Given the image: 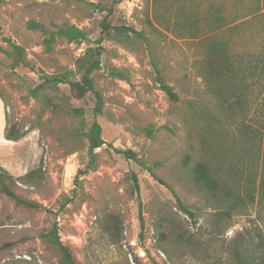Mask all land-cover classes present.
<instances>
[{
    "label": "rangeland",
    "instance_id": "374dc122",
    "mask_svg": "<svg viewBox=\"0 0 264 264\" xmlns=\"http://www.w3.org/2000/svg\"><path fill=\"white\" fill-rule=\"evenodd\" d=\"M113 1L0 0V168L16 178L33 171V183L18 182L15 190L49 208L16 205L0 193V264L13 259L57 264L41 237L54 224L80 264H234L236 246L252 254L251 264H264V200L257 194L253 203L221 214L215 200L190 177V167L204 155L217 166L229 167L232 135L242 122L259 128L264 118V82L256 76L247 106L232 114L197 67L202 54L198 39L157 23L156 0H122L109 16L112 24L141 30L146 39L112 36L102 42L101 68L94 73L105 101L101 114L93 112V94L77 99L67 83L31 95L43 73L72 70V77H79L76 61L96 45L100 21L108 13L95 4L109 6ZM169 1L173 10L184 4L188 12L201 13L215 0L162 2ZM225 3L232 19L245 13L249 0ZM32 19L51 30L53 23L75 24L89 38L80 44L57 38L47 51L43 40L48 34L28 28ZM254 21L235 34L236 56L248 60L263 38ZM5 38L25 48L35 70L10 66L2 49L8 48ZM151 50L179 93L178 102L156 86ZM94 120L103 128L105 144L97 149L95 167L80 173L90 160L84 132ZM14 123L26 131L18 141L5 138ZM149 126L155 130L152 137L145 131ZM260 144L262 166L264 139ZM117 149L135 152L170 186ZM132 172L139 178L138 194L132 189ZM174 191L193 217L178 207Z\"/></svg>",
    "mask_w": 264,
    "mask_h": 264
},
{
    "label": "trees",
    "instance_id": "16d2710c",
    "mask_svg": "<svg viewBox=\"0 0 264 264\" xmlns=\"http://www.w3.org/2000/svg\"><path fill=\"white\" fill-rule=\"evenodd\" d=\"M121 1L114 0L109 6L101 3L95 4L100 11L108 10V13L100 21L101 33L96 40V45L88 46L84 54L78 57L76 61L79 77H72L74 75L72 70H64L54 74L43 73L42 81L31 92L33 97H37L38 93L45 88H55L61 83H67L70 86L72 96L77 99L93 94L96 100L93 108L94 114L99 115L103 112L105 101L102 93L96 88L94 79V73L101 68L104 50L102 42L112 36L129 37L130 35H136L140 38L146 37L141 30H136L134 27L125 24L114 25L109 21L114 6ZM162 1L156 0L157 6L154 8L155 21L165 28H170V25H173V27L183 31L184 35H191L198 39V46L202 54L198 59L197 67L210 90L232 114L247 106L251 88L255 82L253 80L257 76L264 82V0H249L245 13L232 19H228L225 0H215L210 6L204 8L201 13L188 12L184 4L173 10L171 1L169 3ZM236 2L243 3L244 0H234V3ZM251 18L257 20L254 21ZM253 21L259 23L260 28L258 31L262 33L263 38L257 52H252L253 56H250L252 59L248 60L243 54H241V57L236 56L234 48L236 43L235 34H238L247 25H251ZM27 25L32 30H39L44 34H48L43 40L47 51L53 49V44L57 38H65L68 42L77 44L89 38V34L85 29L68 22L53 23L55 27L53 30L46 28L42 22L33 19L29 20ZM1 34L2 26L0 25ZM5 41L8 48L2 49L8 56L12 68L22 65L32 70L36 69L34 62L28 58L23 46L11 38H5ZM150 57L156 86L165 92L171 101L178 102L180 100L179 93L169 83L155 50H151ZM118 73L120 77H125L123 72L118 71ZM260 123L258 128L245 121L237 128L236 133L232 135L233 144L230 147L231 152L228 157L231 164L227 169L223 165H215L210 160L211 157L206 155L190 167L191 179L202 191L215 200L223 211L221 214L229 215L235 209L244 207L247 203H253L257 194L260 199L264 200V153L262 166L260 164L263 150L260 143L264 139V118ZM145 131L149 137H152L155 132L153 126L146 127ZM25 135L26 131L15 123L5 132V138L13 141H18ZM84 135L89 143L88 154L90 160L86 169L80 173H86L89 169L95 167L97 149L105 144L103 128L97 120L91 123ZM238 150L248 158L247 161L239 156ZM117 151L139 162L161 183L166 184L162 178L155 174L153 167L146 166L142 160L137 158L135 152L120 149H117ZM189 160L190 156L187 155L184 164L187 165ZM32 173L33 171H30L16 178L8 170L0 168V193L8 196L16 205L49 211V208L42 203L26 198L15 190L18 182L33 183ZM130 179L133 192L138 194L140 189L138 175L132 172ZM258 179L259 183H257ZM174 194L177 198L178 207L184 213L193 217V210L180 199L175 191ZM67 203L66 201L64 205ZM171 231L173 232L172 229ZM41 237L45 246L56 255L57 264H80L71 248L62 242L56 224L52 225L47 232L42 233ZM246 250L243 246L240 251L236 246L234 264H251L248 257L252 254H247ZM24 263L30 264L31 262L13 259L5 261L3 264Z\"/></svg>",
    "mask_w": 264,
    "mask_h": 264
},
{
    "label": "bare ground",
    "instance_id": "6f19581e",
    "mask_svg": "<svg viewBox=\"0 0 264 264\" xmlns=\"http://www.w3.org/2000/svg\"><path fill=\"white\" fill-rule=\"evenodd\" d=\"M1 124V123H0Z\"/></svg>",
    "mask_w": 264,
    "mask_h": 264
}]
</instances>
